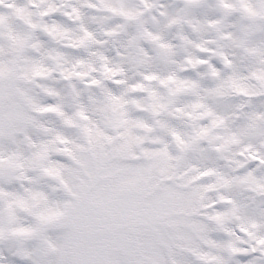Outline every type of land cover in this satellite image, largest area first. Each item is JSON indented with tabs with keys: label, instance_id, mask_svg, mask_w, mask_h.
I'll list each match as a JSON object with an SVG mask.
<instances>
[{
	"label": "clouds",
	"instance_id": "9594fccd",
	"mask_svg": "<svg viewBox=\"0 0 264 264\" xmlns=\"http://www.w3.org/2000/svg\"><path fill=\"white\" fill-rule=\"evenodd\" d=\"M0 82V264L71 254L89 164L116 258L264 264V0H0Z\"/></svg>",
	"mask_w": 264,
	"mask_h": 264
},
{
	"label": "snow or ice",
	"instance_id": "6c2138e0",
	"mask_svg": "<svg viewBox=\"0 0 264 264\" xmlns=\"http://www.w3.org/2000/svg\"><path fill=\"white\" fill-rule=\"evenodd\" d=\"M9 88L0 82V105L9 104L5 95ZM100 171L96 164H89L80 190L73 193L71 254L38 252L36 264H131L116 258L112 246L125 242L137 223L135 197L122 193L115 180H100Z\"/></svg>",
	"mask_w": 264,
	"mask_h": 264
}]
</instances>
